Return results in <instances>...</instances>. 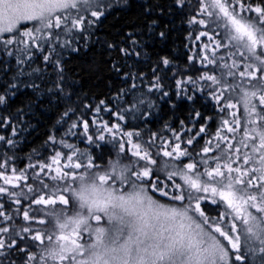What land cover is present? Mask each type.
I'll return each instance as SVG.
<instances>
[{
    "label": "trees",
    "instance_id": "16d2710c",
    "mask_svg": "<svg viewBox=\"0 0 264 264\" xmlns=\"http://www.w3.org/2000/svg\"><path fill=\"white\" fill-rule=\"evenodd\" d=\"M241 1L264 15V0ZM193 3L78 0L0 34V264H95L89 244L62 252L66 229L90 237L92 213L71 208L82 189H66L81 166L240 237L219 264H264L260 239L223 228L220 195L264 207V21L258 53L193 51L199 30L219 44L225 33L200 25ZM195 176L217 193L196 191Z\"/></svg>",
    "mask_w": 264,
    "mask_h": 264
},
{
    "label": "rangeland",
    "instance_id": "374dc122",
    "mask_svg": "<svg viewBox=\"0 0 264 264\" xmlns=\"http://www.w3.org/2000/svg\"><path fill=\"white\" fill-rule=\"evenodd\" d=\"M76 1L0 0V34L30 22H39L40 26H44L57 21V10L74 5ZM191 1L197 9L200 25L207 26L210 31L220 30L224 25L225 32L221 34L219 44L213 39L214 34L199 30L198 35L203 37L205 46L199 44L201 48L197 49L198 46L194 44L193 51L201 50L213 55L225 46L236 53H258L257 48L262 45V40L254 20L264 21V15L259 14L256 6L253 8L241 0ZM132 152L141 159L146 156L139 154L141 151L137 147ZM73 171L77 174L69 175L74 176V180L69 181L72 185L68 186L75 185L78 190L82 189V199L81 202L74 201L71 208L77 207L74 213H82L85 206L92 213V226L84 218V228L91 229L88 235L91 238L84 236V240H80L78 231L83 229L81 225L68 228L62 235V252L73 247L84 254L89 244L90 253L86 255L92 256L95 264H219L226 262L229 249L232 252L239 250L240 237L231 236L222 227L218 228L215 224L213 227L199 220L187 205L167 204L135 183L124 181L115 186L104 176L96 181V175L84 173L82 166ZM137 179L140 185L147 177L141 174L137 175ZM181 179L187 180V177L184 175ZM191 183L196 191L207 194L214 195L218 190L213 180L207 182L195 176ZM69 187L66 189L75 191L74 187ZM220 195L227 203L222 217L226 216L228 222L222 220L223 228L229 231L232 225L250 239H260L264 247V228L260 226V219L264 221V207H250L245 201H239L244 200L243 197H234L230 191H222ZM176 197L171 198L176 200ZM58 213L64 211L59 210ZM63 219L66 220V217ZM69 243L70 247H67Z\"/></svg>",
    "mask_w": 264,
    "mask_h": 264
}]
</instances>
